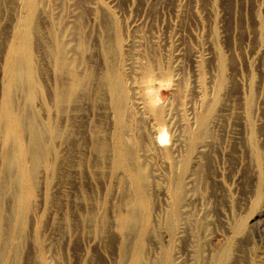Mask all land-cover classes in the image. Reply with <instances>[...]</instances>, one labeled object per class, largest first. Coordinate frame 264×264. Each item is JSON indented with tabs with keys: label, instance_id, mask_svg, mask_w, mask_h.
Instances as JSON below:
<instances>
[{
	"label": "rangeland",
	"instance_id": "rangeland-1",
	"mask_svg": "<svg viewBox=\"0 0 264 264\" xmlns=\"http://www.w3.org/2000/svg\"><path fill=\"white\" fill-rule=\"evenodd\" d=\"M27 1L0 0V264H264V0ZM59 39L90 74L62 112Z\"/></svg>",
	"mask_w": 264,
	"mask_h": 264
},
{
	"label": "bare ground",
	"instance_id": "bare-ground-1",
	"mask_svg": "<svg viewBox=\"0 0 264 264\" xmlns=\"http://www.w3.org/2000/svg\"><path fill=\"white\" fill-rule=\"evenodd\" d=\"M29 1H31V0H28L27 1V4H30V2ZM24 2V1H23ZM25 2H26V0H25ZM29 2V3H28ZM35 3H36V1H34ZM34 2H33V6L35 7V5H34ZM41 2V1H40ZM17 4V3H16ZM24 4V3H23ZM31 5H32V3H31ZM31 5H29L28 7H31ZM38 5V4H37ZM36 5V6H37ZM25 6V5H24ZM27 7V6H26ZM31 9V8H30ZM32 10H34V9H32ZM37 10V9H36ZM35 12V11H34ZM27 12H25V14H26ZM34 14V13H33ZM32 14V16H35L36 15V13H35V15H33ZM30 15H31V13H30ZM27 16V15H26ZM31 17V16H30ZM33 19V18H32ZM31 18H28V17H26L25 18V20L23 21V26H26V28H27V35H22L21 34V36H22V39L20 40V44H21V46H19V51H18V53H17V55H14V56H12V52H11V55H10V57H7V58H9V62H10V64H6L8 67H5V69L6 68H8V71L6 72V70L4 71V73L5 74H8L9 76H10V80H8V82H10V83H7V87H8V84H9V90L12 88L11 87V82H13V77H14V75L16 76V74H14V71H17V64H19L18 62H19V60H20V58H24L25 59V62H26V65H27V67H28V74H29V76H30V81L28 82V83H26V86L27 87H29L31 90L33 89V86L34 85H36V73L34 72L35 71V69H34V71H33V68H32V66H33V64H32V66L30 65V60H33L34 61V57L32 56L33 54H32V51H31V43H32V29H31V25H32V23L33 22H31V21H33ZM30 23H31V25H30ZM25 29V28H24ZM23 30V29H22ZM25 31V30H24ZM34 31V30H33ZM23 32V31H22ZM36 33V32H35ZM59 38H60V36H59ZM63 38V37H62ZM26 39V40H25ZM63 40V39H62ZM65 40V39H64ZM48 42V41H47ZM70 42V41H69ZM71 43V42H70ZM71 46V45H70ZM70 46H68V44L66 43V44H64L63 42H61L60 41V39L56 42V45H55V50H56V66H57V70H59V76L56 78V82H55V93H54V96H55V107H57V109H58V111H61L62 112V110H64V105H65V103L66 102H74L75 100L76 101H78V99H79V96H80V94H83V93H81L83 90H84V86H86L87 85V79H89V75L90 74H88L87 76H84L81 72H83V71H81L80 72V70L78 71L77 70V67L80 65L77 61H76V59H75V55L73 54V50L72 49H70ZM11 48V47H10ZM9 48V49H10ZM12 49V48H11ZM10 49V50H11ZM18 50V49H17ZM9 51V50H8ZM16 53V52H15ZM8 55H9V52L7 53ZM7 55V56H8ZM33 58V59H32ZM6 60V59H5ZM5 63H8V62H5ZM82 66V65H81ZM25 68H26V66H25ZM35 68V67H34ZM16 73V72H15ZM87 73V72H86ZM64 74H68V80L65 78V80L66 81H64V78H63V75ZM8 76V77H9ZM6 78H7V75H6ZM15 78V77H14ZM91 78V77H90ZM4 80H5V78H4ZM116 80V79H115ZM4 82V81H3ZM15 82V81H14ZM13 82V83H14ZM119 82H120V80H119ZM5 83V82H4ZM20 84V83H19ZM86 84V85H85ZM91 84V83H90ZM90 84H89V86H90ZM111 84H113V83H111ZM21 85V84H20ZM115 86V85H114ZM118 85H116V87H117ZM4 87H6L5 85H4ZM15 87H16V84H15ZM17 87H19V86H17ZM23 88V87H22ZM34 88H36V87H34ZM114 89H115V87H114ZM118 89V88H117ZM27 90V89H26ZM121 90V89H120ZM13 91V90H12ZM15 91V90H14ZM7 92V91H6ZM5 92V93H6ZM10 92H11V90H10ZM12 94V93H11ZM113 94V93H112ZM115 94V93H114ZM5 95V94H4ZM84 96H86V95H84ZM121 96V95H120ZM6 98V97H5ZM5 98H4V100H5ZM114 98V97H113ZM118 98H120L119 96H118ZM123 98H126V97H123ZM120 101H121V99H120ZM123 102V101H122ZM124 102H126L125 100H124ZM115 103V102H114ZM5 104V103H4ZM7 104V103H6ZM26 104V103H25ZM72 104V103H71ZM78 104V103H77ZM117 104H120L119 102L117 103ZM76 105V104H75ZM80 105V104H79ZM124 105H125V103H124ZM53 106H54V104H53ZM9 107H10V105H9ZM26 107V106H25ZM6 108V107H5ZM7 108H8V105H7ZM66 108V107H65ZM115 108H116V106H115ZM118 108V107H117ZM9 109V108H8ZM7 109V110H8ZM23 109H24V107H23ZM28 109V108H27ZM56 109V108H55ZM21 110V109H20ZM31 111V110H30ZM116 111H117V109H116ZM7 112V111H6ZM10 111H8V113H9ZM28 112V111H27ZM60 112V113H61ZM23 113V112H22ZM21 113V114H22ZM25 113V112H24ZM32 114V113H31ZM71 114H73V113H71ZM119 114V113H118ZM9 115V114H8ZM13 115V114H12ZM28 115V114H27ZM14 116V115H13ZM12 116V117H13ZM63 116H64V114H63ZM119 117L121 116L120 114L118 115ZM7 117V116H6ZM10 117H11V113H10ZM21 117H23V116H21ZM29 118V117H28ZM11 119V118H10ZM9 119V117H8V120H10ZM52 119V118H51ZM55 119V118H54ZM12 121H13V119H12ZM16 121V120H15ZM53 121V120H52ZM55 121V120H54ZM11 122V121H10ZM33 122H35V121H33ZM32 122V123H33ZM7 123H9V122H7ZM14 123V122H13ZM12 123V124H13ZM21 123V122H20ZM35 123H38V122H35ZM10 124V123H9ZM9 124H8V126H9ZM30 124V123H29ZM124 124V123H123ZM11 125V124H10ZM21 125V124H20ZM34 125V124H33ZM51 125H52V123H51ZM7 126V127H8ZM17 126V125H16ZM35 127V126H34ZM38 127V126H37ZM127 127V126H126ZM29 128V127H28ZM52 128V127H51ZM40 129V128H39ZM41 130V129H40ZM44 130V129H43ZM124 130V129H123ZM122 130V131H123ZM203 130V129H202ZM27 131V130H26ZM52 131V130H51ZM54 132L55 133H58V135H60V134H62L63 132H62V130H60L59 129V127L57 128V126H55L54 125ZM30 133V132H29ZM33 134H32V141H33V144H32V156H33V159H34V161H35V163H37V162H39L41 159H42V156H43V154H44V149H45V147L43 146L44 145V141L45 140H43L44 138L42 137V135L44 136V134L42 133V131H41V133L39 132V130H37V129H35V128H33V132H32ZM53 133V132H52ZM123 133V132H122ZM199 134V133H198ZM31 135V134H30ZM46 136V135H45ZM101 136V135H100ZM122 137V136H121ZM162 138V137H161ZM177 139V138H176ZM175 139V140H176ZM179 139V138H178ZM174 140V141H175ZM194 140H196V138H194ZM178 141H180V144H181V140H178ZM199 141V140H198ZM123 142V141H122ZM125 144H127L126 142H124ZM27 144V143H26ZM179 144V143H178ZM199 144V143H198ZM57 145V144H56ZM173 145H174V143H173ZM180 146V145H179ZM121 147V146H120ZM127 147V146H126ZM174 147L176 148L177 146L176 145H174ZM29 148V147H28ZM28 148H26V149H28ZM125 148V147H124ZM124 148L122 147V149L124 150ZM128 148V147H127ZM132 148V147H131ZM174 148V149H175ZM119 149V148H118ZM126 149V148H125ZM121 150V149H120ZM123 150H122V152H120V154H119V159H125V158H127V156H128V150L125 152V153H123ZM133 150V149H132ZM23 151V150H22ZM21 151V152H22ZM130 151V150H129ZM24 152V151H23ZM26 152H27V150H26ZM25 152V153H26ZM132 153L134 152V150L133 151H131ZM29 153V152H28ZM118 153V152H117ZM116 153V154H117ZM22 154V153H21ZM25 155V154H24ZM31 156V157H32ZM131 157H133V155H131ZM121 159V160H122ZM134 159V158H133ZM117 161V160H116ZM121 162V161H120ZM119 162V163H120ZM124 162V161H123ZM129 162V161H128ZM131 163V162H130ZM129 163V164H130ZM133 164H134V160H133ZM132 164V165H133ZM138 165H139V163H138ZM121 166V165H120ZM134 166H135V164H134ZM132 169H133V167H131ZM135 169V168H134ZM35 171V170H34ZM135 173H136V171H135ZM142 173V172H141ZM143 174V173H142ZM140 174L139 173V178L141 179V176L145 179V177L143 176V175H145V174ZM137 175V174H136ZM137 177V176H136ZM139 180V179H138ZM143 181V180H142ZM36 182V181H35ZM141 182V181H140ZM15 183V182H14ZM179 193H181V192H179ZM176 197L178 198V193H176ZM175 197V198H176ZM179 199V198H178ZM176 200V199H175ZM180 201V200H179ZM178 201V202H179ZM177 203V202H176ZM180 203V202H179ZM178 203V204H179ZM175 205V204H174ZM180 205V204H179ZM23 206V205H22ZM180 207V206H179ZM178 209V208H177ZM182 209V208H181ZM174 209H172V211H173ZM179 212V211H178ZM132 213V212H131ZM173 213V212H172ZM174 214V213H173ZM132 215V214H131ZM136 215V214H135ZM174 215H176V214H174ZM178 215H179V213H178ZM130 216V215H129ZM133 216V215H132ZM179 216H181V215H179ZM131 217V216H130ZM133 218V217H132ZM184 218V217H183ZM10 220V219H9ZM175 220H177L176 219V216H175V219H174V223L176 222ZM133 221V220H132ZM168 221H170L169 219H168ZM173 221V220H172ZM18 223V222H17ZM172 223V222H171ZM9 225V224H8ZM132 225V224H131ZM168 225H170V224H168ZM172 225H173V223H172ZM176 225V224H175ZM7 226V225H6ZM171 226V225H170ZM180 227H181V225H179ZM178 226V227H179ZM173 228H174V226H173ZM4 229V228H3ZM172 229V228H171ZM172 232H173V230H172ZM131 237V236H130ZM6 239V238H5ZM4 239V240H5ZM2 243V242H1ZM140 243V242H139ZM136 250H138V249H136ZM7 251V250H6ZM141 252V251H140ZM189 254V253H188ZM137 255H139V253L137 254ZM168 258V257H167ZM168 261V260H167ZM163 263V262H162ZM165 263V262H164ZM163 263V264H164ZM131 264V263H130ZM157 264H159V263H157ZM161 264V263H160ZM219 264V263H218ZM221 264V263H220Z\"/></svg>",
	"mask_w": 264,
	"mask_h": 264
}]
</instances>
